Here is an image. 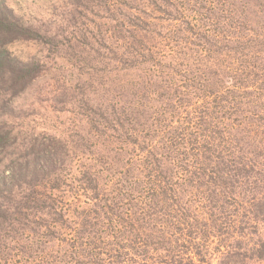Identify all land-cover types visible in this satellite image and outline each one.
Returning a JSON list of instances; mask_svg holds the SVG:
<instances>
[{
  "label": "trees",
  "instance_id": "1",
  "mask_svg": "<svg viewBox=\"0 0 264 264\" xmlns=\"http://www.w3.org/2000/svg\"><path fill=\"white\" fill-rule=\"evenodd\" d=\"M115 6L89 52L0 19V264L263 263L264 0ZM51 71L59 125L34 127L12 102Z\"/></svg>",
  "mask_w": 264,
  "mask_h": 264
},
{
  "label": "rangeland",
  "instance_id": "2",
  "mask_svg": "<svg viewBox=\"0 0 264 264\" xmlns=\"http://www.w3.org/2000/svg\"><path fill=\"white\" fill-rule=\"evenodd\" d=\"M99 1L100 0L92 3V0H0V19L17 21L19 25L26 27L37 36L48 34L50 36L49 38H57L58 41L63 43L59 53H70V50L89 52L91 45L81 44L80 41H83V39L80 36L86 33L87 37L94 38L95 36L103 35V32L106 31L105 27L114 30V26L116 25L117 8L115 5H117V0H105L108 4L113 5L112 12L116 14L114 18L109 20L106 19L107 14L102 12V9L99 8ZM92 45L93 51H102L99 45L95 43ZM39 49H41L39 43L26 41L24 39L16 41L8 46L9 51L23 59L32 57L35 53L37 54ZM46 53L47 52H44L42 55L45 56ZM39 55H41V53H39ZM52 66L56 69L59 66V62L56 61L52 63ZM64 66L66 69H70L69 64L64 63ZM59 74L60 73L52 71L50 74H45L36 83L31 85L32 87L26 95H19L14 98L12 104H14L16 109L21 108V111L24 112V116L30 115L28 119L30 125L31 119L33 121L32 125H35L39 117H45L49 120L48 123L51 125H59L58 121L56 123V115L52 113V108L56 106L53 102L55 95L53 93V85L57 83V78L61 76ZM64 77L75 81L77 79L85 80L88 75L85 76L84 71H79V73H77L76 70L73 71L71 69V71L67 70ZM93 77H96L94 83H100L102 81V78H99L96 74L92 75V77L90 76L89 79L92 81ZM99 91L102 93V90ZM105 95L110 98L109 100H112L111 104L117 103V87H115L113 91H106ZM3 96L0 98V125L4 123L9 126L10 122L6 118V111L3 105L11 103ZM60 117L62 123H64L66 121L65 117L67 118V116L61 115ZM34 127H36V125ZM3 161L5 163V157ZM262 232L263 234L253 235V240L255 242L259 239L264 240V227L262 228ZM9 255L14 258V262L17 260V262L13 264H22L20 256H14L13 252H9ZM243 264H264V262L254 263L248 258Z\"/></svg>",
  "mask_w": 264,
  "mask_h": 264
}]
</instances>
